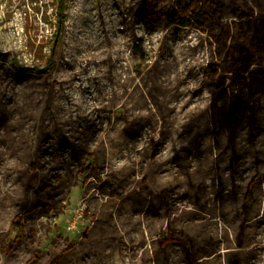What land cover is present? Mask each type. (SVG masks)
<instances>
[{"label": "rangeland", "instance_id": "obj_1", "mask_svg": "<svg viewBox=\"0 0 264 264\" xmlns=\"http://www.w3.org/2000/svg\"><path fill=\"white\" fill-rule=\"evenodd\" d=\"M58 1L0 0V264H189L155 243L167 212L212 238L205 264H227L241 222L239 264H264V125L234 156L205 117L195 0H154L182 18L148 24L142 0H64L61 29ZM161 189L169 206L155 210Z\"/></svg>", "mask_w": 264, "mask_h": 264}, {"label": "trees", "instance_id": "obj_2", "mask_svg": "<svg viewBox=\"0 0 264 264\" xmlns=\"http://www.w3.org/2000/svg\"><path fill=\"white\" fill-rule=\"evenodd\" d=\"M142 20L164 23L171 15L180 20L178 8L162 6L157 8L154 0H142ZM64 0L58 1V23L62 28ZM229 9L232 18L225 19ZM186 17L207 34L210 60L205 72L209 78L210 98L205 108V117L218 132L222 133L225 144L232 155L242 134L246 133L251 144L264 125V0H195L186 10ZM217 133V132H216ZM33 190L37 186L32 187ZM44 185L36 193L45 190ZM187 189L196 205L205 206L204 197L208 191L202 182L188 179ZM168 191H150L149 205L155 210L159 205L169 206ZM52 199V197L50 198ZM222 202L223 197H221ZM247 202V200H245ZM53 204L43 202L45 213ZM245 205V203H244ZM166 234L156 240L159 250L180 247L189 264H205L206 259L216 251V245L208 235L198 236L193 228H175L167 212ZM19 225L20 222L18 221ZM235 250H228L227 264H239L238 251L244 248L243 222L237 228ZM11 244V248L14 249ZM58 257L47 264H57Z\"/></svg>", "mask_w": 264, "mask_h": 264}]
</instances>
